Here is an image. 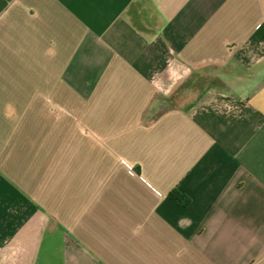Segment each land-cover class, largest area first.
<instances>
[{"label": "crops", "instance_id": "crops-1", "mask_svg": "<svg viewBox=\"0 0 264 264\" xmlns=\"http://www.w3.org/2000/svg\"><path fill=\"white\" fill-rule=\"evenodd\" d=\"M0 264H264V0H0Z\"/></svg>", "mask_w": 264, "mask_h": 264}, {"label": "rangeland", "instance_id": "rangeland-1", "mask_svg": "<svg viewBox=\"0 0 264 264\" xmlns=\"http://www.w3.org/2000/svg\"><path fill=\"white\" fill-rule=\"evenodd\" d=\"M204 83V82H203ZM202 85V83L200 84ZM192 101H166V105L169 107V108H173V107H179V108H186L189 106V104L191 103Z\"/></svg>", "mask_w": 264, "mask_h": 264}, {"label": "trees", "instance_id": "trees-1", "mask_svg": "<svg viewBox=\"0 0 264 264\" xmlns=\"http://www.w3.org/2000/svg\"><path fill=\"white\" fill-rule=\"evenodd\" d=\"M171 198L177 199L180 203L182 204H188V200L185 199V197L181 196L180 194H178L176 191L172 192L170 194Z\"/></svg>", "mask_w": 264, "mask_h": 264}]
</instances>
